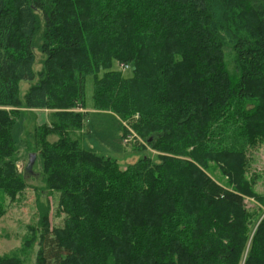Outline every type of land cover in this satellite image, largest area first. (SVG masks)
I'll return each mask as SVG.
<instances>
[{"label": "trees", "instance_id": "trees-1", "mask_svg": "<svg viewBox=\"0 0 264 264\" xmlns=\"http://www.w3.org/2000/svg\"><path fill=\"white\" fill-rule=\"evenodd\" d=\"M37 76L21 101L20 83ZM87 77L94 109L129 123L155 159L122 169L72 137ZM23 109L51 111L41 178L64 215L51 227L40 206L35 264H264V192L246 176L248 149L264 145L259 0H0V190L12 203L28 188L12 136Z\"/></svg>", "mask_w": 264, "mask_h": 264}, {"label": "rangeland", "instance_id": "rangeland-1", "mask_svg": "<svg viewBox=\"0 0 264 264\" xmlns=\"http://www.w3.org/2000/svg\"><path fill=\"white\" fill-rule=\"evenodd\" d=\"M259 1L264 4V0ZM35 41L38 42L33 49L36 55L34 71L37 74L43 70V62L46 56L40 51L42 43L39 40V36ZM231 58L228 57L226 61L232 70ZM115 68L122 71L127 78L132 76V72L122 70L120 64ZM37 82L38 76L31 83H20L19 96L21 101H24V97L30 86ZM93 84V77H87L85 83V111L88 115L84 122L85 128L83 132H72V137L79 139L86 150L115 159L122 169L146 156L155 159L157 153L150 150L143 140L135 136L133 131H131L129 123L123 122L113 113L99 112L94 109ZM50 123L51 115L44 111L38 110L33 112V110L23 109L20 112L12 130V136L19 151L16 168L18 172L24 171L30 157L36 155L33 170L37 175H26L28 188L13 203L0 190V205L5 206L7 209V214L0 220V256H15L26 264H35L37 260L40 242L37 231L40 206L45 208L48 204L50 205L51 227H62L64 224V215L58 216L56 213L57 195H51L45 189L41 178L43 159L39 153L40 148L38 143L40 132H42L41 127ZM129 137L130 141L125 143V140ZM56 139V137L52 136L49 138V141L53 142ZM139 146H145L149 152L134 150V147ZM247 157L250 160L249 167L246 169L247 179L255 183L254 187L256 191L263 193L264 145L248 149ZM210 167L208 175L219 184L227 186V179L221 173L222 165L217 166L212 164ZM246 199L247 209L253 210L257 204L250 198ZM33 233L36 234L34 239L32 238Z\"/></svg>", "mask_w": 264, "mask_h": 264}, {"label": "water", "instance_id": "water-1", "mask_svg": "<svg viewBox=\"0 0 264 264\" xmlns=\"http://www.w3.org/2000/svg\"><path fill=\"white\" fill-rule=\"evenodd\" d=\"M35 159H36V155H33V156L30 157L29 163H28V165L25 168L26 175H29V174H32L34 176L37 175V173H35L34 170H33V166L35 164Z\"/></svg>", "mask_w": 264, "mask_h": 264}, {"label": "built area", "instance_id": "built-area-1", "mask_svg": "<svg viewBox=\"0 0 264 264\" xmlns=\"http://www.w3.org/2000/svg\"><path fill=\"white\" fill-rule=\"evenodd\" d=\"M121 69L124 70V71H127L130 69V66L129 65H121ZM130 141V137L125 140V143H128Z\"/></svg>", "mask_w": 264, "mask_h": 264}, {"label": "crops", "instance_id": "crops-1", "mask_svg": "<svg viewBox=\"0 0 264 264\" xmlns=\"http://www.w3.org/2000/svg\"><path fill=\"white\" fill-rule=\"evenodd\" d=\"M35 111H38V110H33V112H35ZM41 111H44L45 113L51 115V112H49V111H47V110H41Z\"/></svg>", "mask_w": 264, "mask_h": 264}]
</instances>
